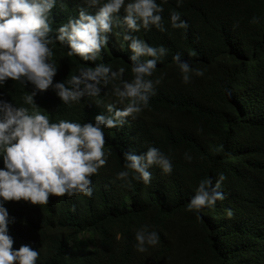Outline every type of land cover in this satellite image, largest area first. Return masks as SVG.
Returning a JSON list of instances; mask_svg holds the SVG:
<instances>
[{
    "label": "trees",
    "instance_id": "obj_1",
    "mask_svg": "<svg viewBox=\"0 0 264 264\" xmlns=\"http://www.w3.org/2000/svg\"><path fill=\"white\" fill-rule=\"evenodd\" d=\"M0 264H264V0H0Z\"/></svg>",
    "mask_w": 264,
    "mask_h": 264
}]
</instances>
